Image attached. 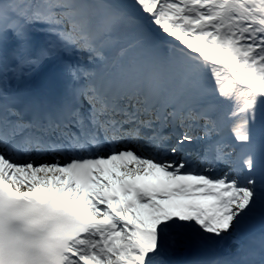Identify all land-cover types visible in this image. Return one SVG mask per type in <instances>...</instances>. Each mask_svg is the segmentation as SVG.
<instances>
[{
    "label": "snow or ice",
    "instance_id": "1",
    "mask_svg": "<svg viewBox=\"0 0 264 264\" xmlns=\"http://www.w3.org/2000/svg\"><path fill=\"white\" fill-rule=\"evenodd\" d=\"M0 264H264V0H0Z\"/></svg>",
    "mask_w": 264,
    "mask_h": 264
},
{
    "label": "rangeland",
    "instance_id": "2",
    "mask_svg": "<svg viewBox=\"0 0 264 264\" xmlns=\"http://www.w3.org/2000/svg\"><path fill=\"white\" fill-rule=\"evenodd\" d=\"M230 243V242H229Z\"/></svg>",
    "mask_w": 264,
    "mask_h": 264
}]
</instances>
